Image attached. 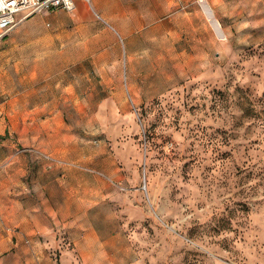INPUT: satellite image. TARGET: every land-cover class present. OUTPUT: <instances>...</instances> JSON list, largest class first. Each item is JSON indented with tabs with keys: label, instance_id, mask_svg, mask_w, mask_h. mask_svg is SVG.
<instances>
[{
	"label": "rangeland",
	"instance_id": "rangeland-1",
	"mask_svg": "<svg viewBox=\"0 0 264 264\" xmlns=\"http://www.w3.org/2000/svg\"><path fill=\"white\" fill-rule=\"evenodd\" d=\"M257 1L260 17L219 23L220 38L205 1L167 0L158 21L129 39L111 30L113 42L75 65L65 61L69 48L37 56L35 44L17 47L9 31L0 40V181L17 154L38 175L67 169L109 179L116 171L113 202L130 264H264ZM9 185L0 208L13 199ZM4 243L0 264H30L29 249ZM42 252L44 264H77L58 260L52 246Z\"/></svg>",
	"mask_w": 264,
	"mask_h": 264
},
{
	"label": "crops",
	"instance_id": "crops-1",
	"mask_svg": "<svg viewBox=\"0 0 264 264\" xmlns=\"http://www.w3.org/2000/svg\"><path fill=\"white\" fill-rule=\"evenodd\" d=\"M196 1H205L218 24L231 23L232 17L261 14L260 7L257 12L254 9L255 0L248 2L250 10L246 8V0ZM166 4L167 0H91L88 5L75 0L70 12L49 9L19 22L12 31L13 42L18 47V40L31 41L35 54L41 57L49 56L50 50L52 55L61 57L69 48L65 61L75 65L105 49L108 41L113 42V29L129 39L141 26L158 21ZM8 171L0 181V190L9 193L13 181L14 196L13 199L6 196L5 205L9 207L0 208V242L9 246L14 242L12 246L20 254L29 249L27 263H48L50 259L42 250L49 246L58 249L60 261L68 259L77 264L133 261V247L119 226L113 202L117 195L116 171L109 179L89 171L76 173L67 169L57 176L48 172L38 175L33 161L21 154L9 162Z\"/></svg>",
	"mask_w": 264,
	"mask_h": 264
},
{
	"label": "built area",
	"instance_id": "built-area-1",
	"mask_svg": "<svg viewBox=\"0 0 264 264\" xmlns=\"http://www.w3.org/2000/svg\"><path fill=\"white\" fill-rule=\"evenodd\" d=\"M90 5L91 0H81ZM75 0H0V40L19 22L45 10L72 11Z\"/></svg>",
	"mask_w": 264,
	"mask_h": 264
},
{
	"label": "bare ground",
	"instance_id": "bare-ground-1",
	"mask_svg": "<svg viewBox=\"0 0 264 264\" xmlns=\"http://www.w3.org/2000/svg\"><path fill=\"white\" fill-rule=\"evenodd\" d=\"M211 10V9H210ZM203 11L205 12L206 14V17L208 18L210 24H211V27L212 29L215 31V33L220 37L222 38V32H221V29L219 27V24L218 22L213 18L211 12L209 11V9L206 7V5L203 6Z\"/></svg>",
	"mask_w": 264,
	"mask_h": 264
}]
</instances>
